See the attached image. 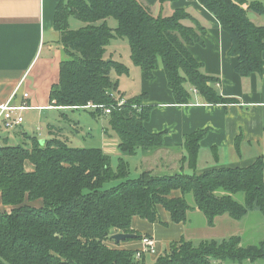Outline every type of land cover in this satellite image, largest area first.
Segmentation results:
<instances>
[{
	"label": "trees",
	"instance_id": "trees-1",
	"mask_svg": "<svg viewBox=\"0 0 264 264\" xmlns=\"http://www.w3.org/2000/svg\"><path fill=\"white\" fill-rule=\"evenodd\" d=\"M229 33L230 55L242 76L262 73L264 26L255 24L248 11L264 15V3L247 0H198ZM75 16L85 23L70 27ZM118 21L111 28L107 19ZM54 28L67 56L60 64L58 83L50 101L62 108L83 109L89 103L113 107L109 115L91 109L92 116H107L119 137L123 154L155 151L165 146L164 132H150L146 122L153 106L144 104L147 93L125 97L113 74L129 73V67L108 58L107 47L115 37L126 38L130 58L147 79L162 65L175 102L188 104L202 95L209 104L235 103L217 89L219 79L206 74L189 50L203 44L205 26L186 9L155 15L141 0H61L56 6ZM196 91V92H194ZM126 102L117 106L111 95ZM209 129L185 136L181 172L152 173L129 178V162L120 157L116 168L100 147H73L62 139L26 134L24 144H0V264H145L138 250L113 248L116 233L144 235L132 229L135 216L162 222L158 207L173 222H186L189 210L198 209L213 226L218 216L235 220L253 211L264 213V156L246 167H219L197 173L201 140ZM237 151L240 150L237 144ZM31 165L32 170L28 169ZM188 166V170L185 166ZM111 181L116 185L104 188ZM180 195H174L175 192ZM192 194L194 204L187 195ZM242 196V200L238 197ZM122 242V241H121ZM117 243V242H116ZM264 261V242L245 245L240 236L193 242L181 238L161 253L155 264H254Z\"/></svg>",
	"mask_w": 264,
	"mask_h": 264
},
{
	"label": "crops",
	"instance_id": "crops-1",
	"mask_svg": "<svg viewBox=\"0 0 264 264\" xmlns=\"http://www.w3.org/2000/svg\"><path fill=\"white\" fill-rule=\"evenodd\" d=\"M60 1L0 0V105L11 99L12 104L26 103L39 111L81 110L55 106L49 99L52 85L59 81L60 64L65 59L60 49H56L60 35L54 28L55 10ZM146 1L150 4V9L153 7L155 15H170L176 9H186L205 26L203 44L190 45L189 50L197 61L202 63L206 74L219 79V92L223 96L236 99V102L209 104L202 95L195 93L191 103L177 104L162 65L154 71L152 79H147L142 70L141 73L137 71V76L132 77L135 87L130 92L131 96L147 93L144 104L153 108L149 121L145 123L146 127L150 132H164L165 146L155 150V155L142 150H138L134 155L123 154L119 149L118 135L106 127L99 147L111 159L112 155L118 159L123 157L129 165L132 156L142 157L137 171L140 175L145 170L164 173L162 168L165 165L159 166L158 162L168 156L170 163L165 167L178 171L181 170L180 160L184 155L185 136L199 129H209L200 143L197 173L219 167H246L254 164L256 159L264 156V68L262 73L253 72L248 77L236 72L239 60L229 53L232 47L229 33L221 27L216 16L198 0ZM252 1L255 0H247L244 7L248 8ZM257 17L261 19L260 16ZM250 19L255 24L264 26L263 21H256L252 17ZM106 56L121 62L119 55L110 53ZM262 56L264 60V52ZM124 63L129 67L127 75L131 76L134 70L132 66L136 65L131 59L130 64ZM114 79H117L119 84L122 82V77ZM137 81L139 87H136ZM25 93H28L27 97H24ZM63 116L64 124L51 122L46 133L43 128L38 131L36 126L33 135L44 142L57 138L70 145L74 139L71 133L79 135L77 129L81 132V127L79 120L71 119L64 112ZM66 121L76 122L78 128L72 127L71 124L65 125ZM22 124L16 127L14 133H7V129L0 123V144H20L27 140L25 135L31 134L24 131ZM237 144L240 146L239 151ZM32 168L28 165V169ZM185 169H189L187 165ZM174 195L178 196L180 192H175ZM0 210H12L11 205L3 204L1 191ZM158 211L162 222L151 223L138 216L132 220L133 230L144 237L152 238L155 242V251L148 250L143 255L145 264H155L157 257L169 251L170 244L181 238L199 242L240 236L245 245L264 242V213L260 211L249 212L240 220L224 214L215 219L213 226L208 225L207 217L198 209L189 210L187 221L180 223L173 222L171 214L162 206L158 207ZM107 245L113 248L143 250L142 240L120 243L108 240Z\"/></svg>",
	"mask_w": 264,
	"mask_h": 264
},
{
	"label": "rangeland",
	"instance_id": "rangeland-1",
	"mask_svg": "<svg viewBox=\"0 0 264 264\" xmlns=\"http://www.w3.org/2000/svg\"><path fill=\"white\" fill-rule=\"evenodd\" d=\"M145 5H150L146 0H141ZM251 1V0H250ZM264 3V0H261ZM151 11L153 13V7L151 8ZM249 12V16L254 18L256 21H263L264 22V15H258L255 14L254 11H248ZM254 12V13H253ZM257 16H260L261 19H258ZM107 23L109 24V26L111 28H116L118 26V21L113 18V17H109L107 19ZM85 25L84 22H82L81 20H79L78 18H76L75 16H72L70 18V27L72 29H80L81 27H83ZM56 49H60V52L62 55L65 56V58H67L64 50H63V46L61 45V43L57 42L56 44ZM113 53L115 55H119L121 57L120 60L121 62H127L130 64V46H129V42L126 38H122V37H115L111 40L110 45L107 47V54ZM116 58V57H115ZM134 69L133 70V74L131 76L127 75V74H123V75H117L116 73L113 74V77H122V82L119 84V88L121 90V93H126L125 96L128 97H132L130 92H132L133 88L135 87V82H133L132 77L133 76H137V71H139L141 73V68L138 66H132ZM137 78V77H136ZM136 87H139L138 85V81L136 82ZM123 93V94H124ZM63 112L68 114V116L71 119H77L79 120V124H80V129L81 132L78 130V134L76 135L74 133H71V136L74 137V139H72V142L70 143L71 146L73 147H99L101 146V136L104 133V128H108L109 131H113L110 126H109V122H108V117L107 116H98V117H94L92 116V114L90 113V110H65L63 111V109H55V110H43V111H39L36 109H27L25 111L20 112L21 115H23L24 119H25V123H23V129L24 131L28 132L29 134L33 135L34 132H36V126H39L40 128H43V130H45V133L47 131V126L49 123L54 122V123H63ZM71 122V121H70ZM64 124V123H63ZM72 127H77V123H69V121L65 122V125H69ZM75 129V128H73ZM14 131H16V128L13 129H7V133H14ZM72 131V129H71ZM114 133V132H113ZM76 135V136H75ZM26 143L27 140L22 141L20 144ZM24 143V144H25ZM164 153V151H162ZM159 152V153H162ZM149 153H153V155H155L154 151L151 150ZM112 162L114 168H116L117 166V161H118V157H115L112 155ZM154 157H153V165L155 163L154 161ZM130 173H129V178H137L138 176H140V173H137V171L139 170L140 166L139 164L142 161V157H140L139 155L136 156H132L130 158ZM139 163V164H138ZM170 163V156L165 157L163 161H159L158 165L161 166L162 164H164L165 166H167ZM162 168V170L164 171V173H176V172H181V170H176V171H171V169L168 167ZM167 170V171H165ZM162 172V171H160ZM119 181H111L105 184L104 188H109L111 186H114L118 183ZM238 199L242 200V196L238 197ZM187 200L190 204H194V197L192 194H188L187 195Z\"/></svg>",
	"mask_w": 264,
	"mask_h": 264
},
{
	"label": "built area",
	"instance_id": "built-area-1",
	"mask_svg": "<svg viewBox=\"0 0 264 264\" xmlns=\"http://www.w3.org/2000/svg\"><path fill=\"white\" fill-rule=\"evenodd\" d=\"M196 92V91H194ZM113 97L117 100V106L121 107L124 105L126 100L124 98H120L116 93H111ZM28 93L24 94V97H27ZM34 107L24 103V104H12L11 99L8 100L6 103H3L0 105V123L5 129H13L21 125L24 121L23 115L20 114V112L25 111L27 109H32ZM85 108L90 109H101L105 115H109L113 107H106L103 105H97L93 103H89L85 106ZM37 130L40 131V127H37ZM143 244V250H138L136 253L137 259H141L142 255L145 253V251H155V242L150 237H144L142 239ZM258 264H264V262H258Z\"/></svg>",
	"mask_w": 264,
	"mask_h": 264
},
{
	"label": "water",
	"instance_id": "water-1",
	"mask_svg": "<svg viewBox=\"0 0 264 264\" xmlns=\"http://www.w3.org/2000/svg\"><path fill=\"white\" fill-rule=\"evenodd\" d=\"M44 141H41V143H43ZM136 235L132 234V233H116L112 236V238L117 242L120 243L121 241H125L127 239H132L135 238Z\"/></svg>",
	"mask_w": 264,
	"mask_h": 264
}]
</instances>
